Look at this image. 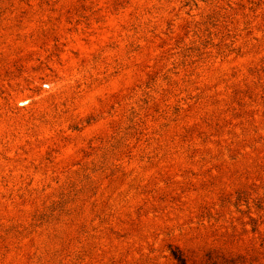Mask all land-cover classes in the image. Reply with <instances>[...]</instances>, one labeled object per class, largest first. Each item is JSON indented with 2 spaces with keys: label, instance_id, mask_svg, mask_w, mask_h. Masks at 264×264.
<instances>
[{
  "label": "rangeland",
  "instance_id": "rangeland-1",
  "mask_svg": "<svg viewBox=\"0 0 264 264\" xmlns=\"http://www.w3.org/2000/svg\"><path fill=\"white\" fill-rule=\"evenodd\" d=\"M264 0H0V264H264Z\"/></svg>",
  "mask_w": 264,
  "mask_h": 264
},
{
  "label": "trees",
  "instance_id": "trees-1",
  "mask_svg": "<svg viewBox=\"0 0 264 264\" xmlns=\"http://www.w3.org/2000/svg\"><path fill=\"white\" fill-rule=\"evenodd\" d=\"M259 208L264 210L263 205H258ZM172 254L174 256V258L177 260L178 264H187L186 258L183 256L182 253H179V251H172Z\"/></svg>",
  "mask_w": 264,
  "mask_h": 264
}]
</instances>
